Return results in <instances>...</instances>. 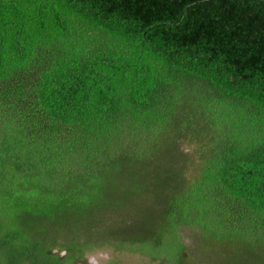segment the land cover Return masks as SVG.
Returning <instances> with one entry per match:
<instances>
[{
	"label": "trees",
	"instance_id": "trees-1",
	"mask_svg": "<svg viewBox=\"0 0 264 264\" xmlns=\"http://www.w3.org/2000/svg\"><path fill=\"white\" fill-rule=\"evenodd\" d=\"M95 254L264 264V0H0V264Z\"/></svg>",
	"mask_w": 264,
	"mask_h": 264
},
{
	"label": "rangeland",
	"instance_id": "rangeland-1",
	"mask_svg": "<svg viewBox=\"0 0 264 264\" xmlns=\"http://www.w3.org/2000/svg\"><path fill=\"white\" fill-rule=\"evenodd\" d=\"M180 144H179V146H180V148L181 149H183L182 151H188L187 152V154H189V155H191L193 158H196L197 159V157H196V155H193V152H192V150H191V147L189 148V147H187L186 145H185V142L184 141H182V140H180ZM190 168V166L188 167V169ZM116 216H117V213H116ZM136 226V225H135ZM135 226H134V229H135ZM133 227V226H132ZM142 228V227H141ZM133 229H131L130 231H132ZM180 234H181V236L183 237L182 239H183V241L187 244V245H189V246H192V244L195 246V247H197V245H199L198 244V241H197V238H198V234H199V231L197 230V229H194V228H190V227H188V226H185V227H183L182 229H180ZM199 250H201L200 248H199ZM99 253H102L103 254V256H105V255H108L107 253H111V250L109 249H103V251H100ZM98 256H100L101 257V255L100 254H98V255H96L95 254V256L93 255L91 258H90V263L91 264H100V261H99V258L100 257H98ZM106 257V256H105ZM124 257V255H119L117 258L120 260V259H122V260H120L119 261V263L120 264H136V258L134 257V255H132V256H129V257H125V258H123ZM221 260V259H220Z\"/></svg>",
	"mask_w": 264,
	"mask_h": 264
}]
</instances>
